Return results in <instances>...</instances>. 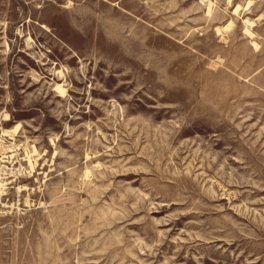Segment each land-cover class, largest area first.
Here are the masks:
<instances>
[{
    "label": "rangeland",
    "instance_id": "1",
    "mask_svg": "<svg viewBox=\"0 0 264 264\" xmlns=\"http://www.w3.org/2000/svg\"><path fill=\"white\" fill-rule=\"evenodd\" d=\"M68 1L0 0V264H264V0Z\"/></svg>",
    "mask_w": 264,
    "mask_h": 264
},
{
    "label": "bare ground",
    "instance_id": "2",
    "mask_svg": "<svg viewBox=\"0 0 264 264\" xmlns=\"http://www.w3.org/2000/svg\"><path fill=\"white\" fill-rule=\"evenodd\" d=\"M203 2H205L206 3V5H207V11H208V15H210L211 14V12H212V9H213V2H212V0H202ZM73 2L71 1V0H69L68 1V5L69 4H72ZM67 6V5H66ZM244 7H247V5L246 6H244ZM238 10H239V6H236L235 8H234V13H236V12H238ZM261 17V16H260ZM244 22H245V33L248 35V36H250L251 37V39L253 38V36H254V33L250 30V28H249V25L251 26L254 22H252V21H250L249 19H245V20H243ZM231 23L232 22H229L227 25H226V28H228V27H230L231 26ZM44 29H46V30H48V27L46 26V25H41ZM216 31H217V34L218 35H222L223 33H222V30H221V27H216ZM28 37H30V36H28ZM29 39H31V37L29 38ZM33 41V40H32ZM27 42V41H26ZM30 42V41H29ZM28 44V43H27ZM252 44L254 45V47H255V49H257L258 47H259V44L255 41V40H252ZM55 90H57L58 92H62L63 91V88H62V85L61 84H59V83H57L56 84V86H55ZM3 132H9L10 133V131H7V130H5V131H3ZM12 132V131H11ZM6 134V133H5ZM28 151V150H27ZM29 155V154H28ZM29 161H30V164L32 163V161L30 160V157H29ZM89 175V171L87 170L86 171V176H88ZM0 185H1V183H0Z\"/></svg>",
    "mask_w": 264,
    "mask_h": 264
}]
</instances>
